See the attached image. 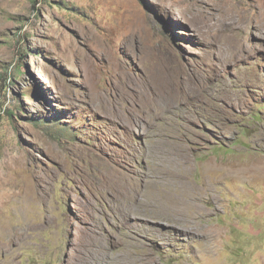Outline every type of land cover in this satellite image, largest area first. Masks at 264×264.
<instances>
[{
    "label": "rangeland",
    "instance_id": "374dc122",
    "mask_svg": "<svg viewBox=\"0 0 264 264\" xmlns=\"http://www.w3.org/2000/svg\"><path fill=\"white\" fill-rule=\"evenodd\" d=\"M156 133L186 137L161 154L194 188L159 197L191 204L125 219L102 189L150 173ZM129 239L141 264H264V0H0V264H99L98 240L133 264Z\"/></svg>",
    "mask_w": 264,
    "mask_h": 264
},
{
    "label": "bare ground",
    "instance_id": "6f19581e",
    "mask_svg": "<svg viewBox=\"0 0 264 264\" xmlns=\"http://www.w3.org/2000/svg\"><path fill=\"white\" fill-rule=\"evenodd\" d=\"M118 70H120L119 73L122 74L124 77L125 82L123 83V85H126L127 88H133L134 87L133 78L129 76L130 74L128 75V73H126L120 67ZM156 96L154 95V93L149 92L147 93L146 96H141V98L138 99L141 104V107L139 106V109L142 112L143 111L145 112L143 117L148 120H150V117L153 114H159L160 112L161 113L165 112L160 110L162 106H160L159 102L161 101L159 100V97ZM163 106H165V104H163ZM164 134L163 133L161 134L156 133V135L150 134L149 138H146L148 140V144L145 145L141 151L137 152V154L143 155L153 160L154 162L153 169L150 171V173L141 172V173H136L134 177H130L131 179L127 181V183H129V186H127V188L124 190L125 192L115 187L102 189L107 196L109 195L113 198V201L116 202L115 205L116 210L125 219H136V218L138 219L140 218V216H142L141 219L146 220V217L149 216L159 217L165 214L171 215L174 213L175 214L182 213L185 210V208H187V204L188 203L191 204L190 199L184 201L174 200L175 201L174 203L169 204L168 201L166 202V200L161 199L159 197L161 193L159 194L158 192H160L161 188L165 190L167 188L172 189L181 186L185 190L194 189L193 186H191V184L187 182L185 179L183 178L181 179L180 177H173L175 175L174 170H176L178 166L182 164L187 165L186 163H188L189 161H187L184 157L179 155L176 157H164L161 154L164 153V144H166V142H168V144L171 145L169 146V148L171 149L173 148L177 152V154H179V151L184 150V146H183L184 144L181 142L184 139H186V137L173 136V135L165 136ZM204 167L206 168V166ZM206 170H210V168L208 167ZM121 176L123 177L125 176V178L127 177L126 175H124L123 172L121 173ZM129 241L130 243L128 244L126 243L124 245L125 249L128 251L127 253H130L135 257L134 258L135 262H133V264H141L142 261H140V259L142 253H137V252L135 253L131 251L133 248H139L138 247L140 246L139 240L129 239ZM97 242H98L97 247L100 248L104 247L102 242H100L99 240ZM99 249H98L99 256H97V260L99 264H102L104 260L109 261L112 264H127L126 262L130 261V260H124L123 258H119V259L113 258L107 255L106 251L101 252ZM144 256L145 257H142V259H145L144 261L149 262L151 260V257L146 256V253Z\"/></svg>",
    "mask_w": 264,
    "mask_h": 264
}]
</instances>
